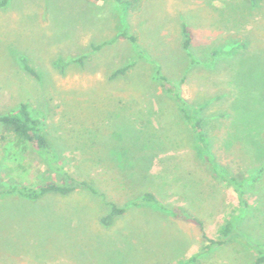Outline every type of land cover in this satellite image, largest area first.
Instances as JSON below:
<instances>
[{"label": "rangeland", "instance_id": "rangeland-1", "mask_svg": "<svg viewBox=\"0 0 264 264\" xmlns=\"http://www.w3.org/2000/svg\"><path fill=\"white\" fill-rule=\"evenodd\" d=\"M22 57L36 77L23 71ZM157 73L198 112L216 163L242 182L248 206L240 231L264 245V0L255 9L249 0H138L127 9L117 0H7L0 116L26 103L62 169L33 150L17 153L0 123V178L40 186L67 184V174L98 192L76 186L38 200L2 196L9 257L182 264L203 242L184 212L216 238L236 194L201 159ZM145 192L165 209L135 205ZM110 203L124 213L105 226ZM253 259L236 242L198 256L199 264Z\"/></svg>", "mask_w": 264, "mask_h": 264}, {"label": "trees", "instance_id": "trees-1", "mask_svg": "<svg viewBox=\"0 0 264 264\" xmlns=\"http://www.w3.org/2000/svg\"><path fill=\"white\" fill-rule=\"evenodd\" d=\"M138 0L121 1L117 0L120 6L124 9L132 7L133 3H137ZM261 0H249V6L255 9ZM7 0L0 1V9L5 7ZM184 39L182 43L183 50L188 57L192 59V55L189 51L190 36L186 30L183 31ZM134 42V38H130ZM193 60V59H192ZM20 66L29 75L36 77V72L31 68L25 58L20 59ZM124 70H120L113 74H122ZM157 77L161 82V86L164 91L172 95L177 104L178 111L183 120L188 125L190 131L196 137L200 146V157L208 165L212 175L220 180L224 185L231 187L237 197V207L234 208L229 214H227L217 230V236L215 239L207 237L204 233L203 223L201 220L195 217H191L187 213H182V216L186 221L194 223L201 233L203 240L201 247L197 253L192 254L182 264H199L198 256L209 251L214 246H222L227 243L236 242L241 244L246 249L250 250L253 255V264H264V245L257 243L247 236H245L239 228L240 222L245 216L248 203L244 198L242 191V182L237 181L231 174L220 167L212 154L209 152L208 136L204 131L202 121L198 117V112L191 109V107L179 96L178 90L163 77L160 73H157ZM0 123L5 126L6 133L9 135L12 141V146L19 154L26 152L28 149L37 152L44 160L51 165L62 169L56 164L55 156L52 149L45 138L39 121L32 116L29 106L26 103H21L16 110L0 116ZM67 184H44L40 186H28V185H5L0 178V197L5 195H16L29 200H38L48 194L68 195L72 193L76 186L88 190L92 194H98L97 190L87 181L77 179L66 174ZM153 205L155 207L165 209V206L160 200L152 193L145 192L136 201L135 205ZM110 212L108 215L102 217L100 222L102 225L108 226L112 222V218L120 216L124 213V209L117 207L115 204L110 203ZM173 216H176L174 210H171Z\"/></svg>", "mask_w": 264, "mask_h": 264}, {"label": "crops", "instance_id": "crops-1", "mask_svg": "<svg viewBox=\"0 0 264 264\" xmlns=\"http://www.w3.org/2000/svg\"><path fill=\"white\" fill-rule=\"evenodd\" d=\"M1 205L3 207V203ZM0 216L5 219V223H1L0 220V264H84L83 261H86L68 256H54L48 259L25 256L17 258L9 257V253L5 250V248H9V238H11L9 237V209L0 207Z\"/></svg>", "mask_w": 264, "mask_h": 264}]
</instances>
